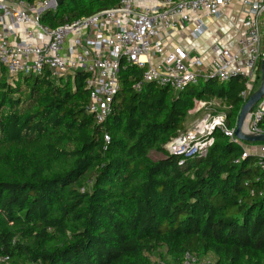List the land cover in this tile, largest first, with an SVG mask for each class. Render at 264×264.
Wrapping results in <instances>:
<instances>
[{
	"label": "trees",
	"instance_id": "obj_1",
	"mask_svg": "<svg viewBox=\"0 0 264 264\" xmlns=\"http://www.w3.org/2000/svg\"><path fill=\"white\" fill-rule=\"evenodd\" d=\"M119 2L65 0L40 22L55 29ZM143 72L121 68L98 122L84 73L16 79L0 65V264H264V169L243 157L264 141L216 130L207 155L182 164L167 147L197 101H223L236 127L247 79L136 91Z\"/></svg>",
	"mask_w": 264,
	"mask_h": 264
},
{
	"label": "built area",
	"instance_id": "obj_2",
	"mask_svg": "<svg viewBox=\"0 0 264 264\" xmlns=\"http://www.w3.org/2000/svg\"><path fill=\"white\" fill-rule=\"evenodd\" d=\"M233 1L120 0L113 8L53 29L42 25L40 18L43 13L57 9V0H0V65L6 68L9 77L16 79L48 75L54 82H73L77 73H84L90 95L88 112L98 122H104L111 113L122 88L120 70L124 66L144 68L141 79L134 84L136 91L151 82L182 91L211 78L227 82L243 76L247 85L241 95L246 101L261 83L264 0H240L246 7L242 21L245 32L236 49H222L212 69L205 73L199 70L202 63L199 56L192 57L181 46L166 48V38L185 27L193 17L198 20L195 32L200 34L205 24L199 15L205 12L221 18ZM212 103L197 101L195 109L199 111ZM263 115L264 95L250 113L247 126L250 133L264 132L257 127ZM227 118L226 111L206 113L193 129L172 140L168 149L181 157L179 164H182L186 159L206 156L216 130L239 141L236 127H230ZM105 140L109 142L110 136L105 135ZM252 151L245 148L243 157L253 154ZM257 156L264 169V146ZM180 264L202 263L188 254Z\"/></svg>",
	"mask_w": 264,
	"mask_h": 264
},
{
	"label": "crops",
	"instance_id": "obj_3",
	"mask_svg": "<svg viewBox=\"0 0 264 264\" xmlns=\"http://www.w3.org/2000/svg\"><path fill=\"white\" fill-rule=\"evenodd\" d=\"M245 9L246 7L242 1L235 0L231 5L224 9L221 18L207 15L205 12L201 13L199 17L204 22L205 28L203 27L204 29L200 34L195 32V29L198 28V20L196 16L193 17L185 27L175 32L172 37L169 36L166 38L167 50H172L175 46H181L185 48L192 57H200L202 63L199 70L202 71V73L211 70L212 63L220 55L222 49H236L238 39L245 32L242 28ZM226 15L230 17L228 21L224 20ZM227 22L232 26L231 31L226 35H219L221 34L219 27L222 26L223 28H227L224 26ZM213 102L219 101L214 100ZM253 146H255V151H252ZM262 146H264V143L245 145V148L251 149L254 155H258L261 154Z\"/></svg>",
	"mask_w": 264,
	"mask_h": 264
},
{
	"label": "water",
	"instance_id": "obj_4",
	"mask_svg": "<svg viewBox=\"0 0 264 264\" xmlns=\"http://www.w3.org/2000/svg\"><path fill=\"white\" fill-rule=\"evenodd\" d=\"M65 0H57V4L61 5ZM261 85L260 87L250 94L249 98L243 104L238 117L237 125L235 129L236 137L241 141H250V142H261L264 141V132L261 133H250L246 132V128L249 123V116L254 106L260 101L264 95V59L261 63Z\"/></svg>",
	"mask_w": 264,
	"mask_h": 264
},
{
	"label": "rangeland",
	"instance_id": "obj_5",
	"mask_svg": "<svg viewBox=\"0 0 264 264\" xmlns=\"http://www.w3.org/2000/svg\"><path fill=\"white\" fill-rule=\"evenodd\" d=\"M229 19H230V17L228 15H226V17H224V20H226V21H228ZM224 26L227 28H223L222 26L219 27L220 33H221L219 35H226L227 33H229L231 31L232 26L230 25V23L227 22L226 24H224ZM260 84L261 83L257 84L256 89L260 86ZM226 108H227V106L225 103H223V101L214 102V103L208 105L207 107L202 108L199 111H197L194 107V109H192L193 111L192 112L190 111L188 113L187 119L185 121V130L183 132H181V134L193 129L195 123H197L204 115H206V113H208V112L218 113V112L225 111ZM152 155L154 158H159L162 156L161 154H156V153H153ZM166 262L168 264L171 263L170 260H166Z\"/></svg>",
	"mask_w": 264,
	"mask_h": 264
},
{
	"label": "bare ground",
	"instance_id": "obj_6",
	"mask_svg": "<svg viewBox=\"0 0 264 264\" xmlns=\"http://www.w3.org/2000/svg\"><path fill=\"white\" fill-rule=\"evenodd\" d=\"M246 132H248L247 128H246Z\"/></svg>",
	"mask_w": 264,
	"mask_h": 264
}]
</instances>
